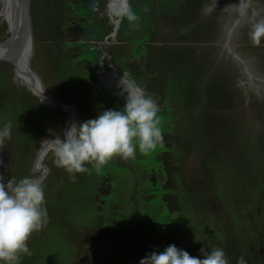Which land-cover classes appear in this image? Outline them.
I'll return each instance as SVG.
<instances>
[{
  "label": "rangeland",
  "instance_id": "rangeland-1",
  "mask_svg": "<svg viewBox=\"0 0 264 264\" xmlns=\"http://www.w3.org/2000/svg\"><path fill=\"white\" fill-rule=\"evenodd\" d=\"M48 1H29L32 31L30 68L58 103L73 105L76 109V123L86 120L81 112L82 101L74 93L66 91L75 90L78 64L58 60L54 48L62 43L64 36L72 37L74 33L66 32L69 28H56L54 24L55 21L62 22V25L66 22L67 6L61 2L54 10V1ZM129 2L136 12L144 0ZM235 3L236 0H190L183 8H188L191 17L188 19L193 24L173 27L163 20L154 31V37H149L151 40L159 39L163 48L168 45L171 47L177 40H183L180 47L187 46L182 59L178 62L174 60L175 65L166 73L159 70V76L168 78L164 82L170 81L172 87H165L163 93H160L162 83L155 87L157 99L163 102L162 110L167 108L166 103L169 106L178 105L176 113L179 114L174 119L180 121V117L183 118L176 128L177 134H180L178 138L183 139V145H180V152L173 151L174 171L179 173V177L173 175L177 186L175 194L171 196L176 210L168 211L161 197L143 204L145 201L137 193V206L132 205V178L127 167L117 166L114 161L100 168L89 164V171L77 173L76 180L72 181L63 168L56 166V150L49 148L40 162L45 170L34 168L40 143L54 131L55 125L50 124L37 134L32 127L39 125L40 119L36 115L39 113L36 112L33 119L25 120L29 113L23 114L20 108L9 112L20 125H26L30 131L21 134L20 139H14L12 134L7 137L8 143L3 142L4 147L0 146V160L4 161L5 170L13 180L31 176L42 182L48 212L46 223L30 236L28 246L31 255H23L21 264H120L125 257L122 254H128L132 247L133 243L128 245V240L135 237L136 242L142 240L150 243L154 229L147 221H150L149 214H154L155 209L162 210L154 215V219L163 220L165 225H169L172 244L188 251L190 255L193 241L200 242L206 251L218 247L209 246L212 240L220 239L221 232L216 230L217 221L207 210L218 218L223 216L220 223L226 220L228 226L229 221V238L240 251L256 241L257 232L264 229V40L260 45H254L249 32L254 22L264 19V0H250L253 3L251 7L237 15L233 10ZM209 5L213 10L205 14L203 8ZM219 7H223L222 13ZM95 17H99L94 18V24L98 25L101 32L102 23L108 31L111 30L108 0H102V6ZM209 21L212 23L208 24ZM132 24L127 25L118 36V45L129 37V33L134 32ZM104 38L106 43L101 45L112 44L116 34L110 37L106 33ZM79 45L84 48V43L79 42ZM120 53V57H124V48ZM169 56L174 58V53L170 52ZM79 58L82 59L81 55ZM171 58L167 57L169 64ZM173 67H183L187 82L173 79ZM0 81L11 96L16 97L15 89L26 92L30 100L44 103L48 111L56 110L62 121L66 117L67 112L40 101L17 77L13 66L4 60H0ZM175 93L183 95L187 110L185 106L182 108L173 101L177 97ZM169 115V111L165 110L160 117V123L166 124L163 140L167 141L175 136H172L173 124L170 123L172 117ZM61 130L56 136L63 138V126ZM163 150L167 151V148L162 143L147 154L137 150V154L145 157L131 159V162L137 172L144 166L160 170L161 162L155 156ZM119 160L121 162L120 158L116 161ZM104 171L111 175L109 184L115 196H96L97 183L101 191L107 189L104 180L99 181ZM180 179L187 184L182 186ZM194 195L203 200L202 208ZM111 203L121 205L120 213L117 211L120 217H117ZM256 207L261 209L260 216ZM137 218L147 221L143 224ZM136 246L131 251L133 255H137V249L141 248ZM229 248L226 244L222 249L226 252Z\"/></svg>",
  "mask_w": 264,
  "mask_h": 264
},
{
  "label": "flooded vegetation",
  "instance_id": "flooded-vegetation-1",
  "mask_svg": "<svg viewBox=\"0 0 264 264\" xmlns=\"http://www.w3.org/2000/svg\"><path fill=\"white\" fill-rule=\"evenodd\" d=\"M53 1L54 10L58 4H60L61 2L63 3L64 1L67 6L65 15L66 22H63L62 25V22L59 21L56 23L55 21L54 24L56 28L59 27V29L61 30H66L69 28L68 30H66V32L72 31V33L74 34L72 37L64 36L62 38V43H59L58 47L54 46V48L55 52L58 54L57 59L60 61L70 63L71 59H77L76 64H78L79 72L75 81L76 91L67 90L66 92H71V94L74 93L77 97H79V99H81V112L86 120L96 118L98 114L105 108L121 110L120 104L126 103L127 95L131 91H133L134 88H142L145 90L147 95L153 96L158 102L160 114H163L165 110L169 111V116L172 117L170 123L173 124L172 136H174V134L175 136L169 141L165 139L166 141L162 140L160 142L164 145L165 148H167V151H160L156 153L155 156L156 160L161 162L162 166L160 170H156V168L154 167L146 168V166H144L143 169H140L139 172H137V168H134L131 159H127L126 161L124 159H121V162L123 163H121L120 160L116 161L118 158H113L111 161H114L117 166L124 168L127 167L128 169V172L132 178L130 187L133 194V198L131 201L132 205L137 206L135 202V193H137L139 198H142V200L145 201L143 202V204L147 203L150 200H156L161 197L163 201L162 204L168 211H171L172 209L176 210L171 196L175 194L177 186L176 181H173V175L176 174L177 177H179V173L174 171L175 166L173 163L175 161V157L173 151L176 150V152H180V145H183V139L178 138L180 134H177L176 132V128L178 127V124L183 121V118L180 117V121L179 119H174V117L179 113H176L177 109L171 108L168 103H166L167 108L165 110H162L164 108V106H162L163 102L157 99V93L155 91L157 89H155V87L159 86L160 83L163 84L160 89V93H163L165 91V87H172V83L170 81H167L166 83L164 82V80L168 78L159 76V70H161V72H165V70H168L170 68V64L168 63L167 59V57L171 58L169 56V51L174 47V45L179 46V43L175 42L170 45L171 47H168V45L163 48L162 43L159 41V39L151 40L149 37H154V31L158 29L159 24H162L164 22L163 20H166V22L170 26H178V24L174 22L175 15H173L172 12L173 10L175 11L176 9H178V7L183 8L182 2L176 1L173 3V0H144L143 3H145L146 6L140 7L142 3H140V5L138 6L143 11L142 13L140 12V15L138 16V19L141 23L139 24L137 22H133L131 27L134 32L129 33V37L123 43H121V45H118L117 38L124 31L121 25L123 26L124 20L126 18L118 15L120 0H108V16L111 19L110 22L112 23V26L111 30L108 31L107 34H110V37H113L116 34V38L114 39L115 41H113L114 43L112 44L101 45L102 43H106L104 38V35L106 33L101 34V30L98 28V26L95 27L93 24L94 18H99L95 17V15L98 13L99 8H101L102 6V0H52L51 2H49L52 3ZM86 6L92 7V10L86 9ZM115 17L117 18L115 19ZM115 21H118L116 29H114ZM84 28L87 29L82 33L81 31ZM106 39L109 38L106 37ZM167 39L169 38L167 37ZM79 42L84 43V48L79 45ZM134 46L135 48H133ZM138 46L141 47L142 50H140ZM122 48H124L125 51L124 57H120V51ZM155 48L157 50H153ZM130 52H134L135 54H131ZM79 55H81L82 59L79 58ZM137 55H139V57H136ZM133 57H136L135 60H133ZM168 65L169 67H167ZM98 71L100 73H97ZM99 75H107V77L111 76L112 78H116L119 81H115L114 83H112L111 87H106L102 84ZM105 79H107L106 76ZM122 79L133 87H131L132 90L131 88L127 89L120 84L122 82ZM40 101L42 100L40 99ZM45 103L48 104L47 102ZM59 104L63 106L57 105L54 106V108L60 111L67 112V115L63 121L61 120V117L60 115H58L56 110L55 112H50L46 109V105L44 103H40L41 111L44 110L45 112L52 113L50 124L55 125L54 131L47 137L45 136L42 142L47 140L58 141L62 137L56 135L62 131V126L64 127L63 133H65L67 129H69L67 120L68 115L71 114V112L70 108L68 107H71L74 110L72 113V125L74 124L76 109L70 103L59 102ZM160 125L161 128H163L162 133H164V126L166 124L160 123ZM0 146L4 147V144L2 143L0 144ZM56 147L57 143L53 144L51 148L53 150H56ZM143 156L145 157V155L136 154L135 158ZM3 162L4 161L0 160V174L4 176L5 180H8L10 179L11 175L6 172ZM41 169L45 170V166H42ZM11 179L13 178L11 177ZM103 180V183H106L107 185V189L101 191L98 187L99 183H97L98 185L96 184V196H115L113 195L114 189L109 184L111 175L108 173V171H104V173L101 174V178L99 181ZM144 183H146L147 185H144ZM180 183L182 186L187 184L182 180L180 181ZM195 198L198 199V202L202 208L204 206L203 200H200V197ZM119 206L117 204H112V207L115 209L114 211L116 214L117 211H119L120 213L122 209L121 205ZM118 207L119 209H117ZM156 210L158 209L154 210V214H149L151 216V218L149 219L150 221L146 220L147 224H152L151 227H153L154 229L153 237L151 240H149L150 243L142 240H138V242H136L135 237H133L131 241L128 240V245H131L130 243L133 244L131 245L132 247L129 250L128 254H122L125 257L122 256L123 260H119V262L121 261L120 264H138L141 257H144L148 253L147 250H149V247H151V251H163L169 244H172V236L170 234L169 225H165L163 220L154 219V215L156 216L162 211ZM221 210H223V208ZM256 210L257 212H259L260 216L261 209L256 207ZM206 212L209 213L212 218L217 221V225L215 226V228L217 231L221 232L219 237L220 239L212 240L209 243L210 247L216 245L223 248L224 245H229L230 248L225 253L229 258L230 264H237V260L241 255L245 257V259L247 260V264H264V229H260L257 232L256 241L254 243H247L248 246H245V250L240 251L229 238V221L227 220V226L225 224L226 220L221 223L219 222L221 219H224L223 216H220L218 218L209 210H207ZM117 217H120V215L117 214ZM136 220L141 221L143 224L146 222L139 218H137ZM135 243H137V246L135 245ZM151 243L152 246L150 245ZM128 245H126V247H128ZM133 246H141V251L137 249L139 251L137 255L135 253L134 255L133 253H131V251L133 252ZM201 248L204 247L201 246L200 242L193 241L190 246L191 254L194 257L202 258V253L200 251ZM196 250L198 251L197 253Z\"/></svg>",
  "mask_w": 264,
  "mask_h": 264
},
{
  "label": "clouds",
  "instance_id": "clouds-1",
  "mask_svg": "<svg viewBox=\"0 0 264 264\" xmlns=\"http://www.w3.org/2000/svg\"><path fill=\"white\" fill-rule=\"evenodd\" d=\"M212 6L203 11L209 14ZM119 14L128 21L138 19L129 0H120ZM249 38L254 45L264 40V19L251 25ZM157 100L136 88L126 97L122 110L105 109L96 118L74 123L57 141L55 163L63 168L72 181L77 173L89 171L113 158L134 159L139 152L147 154L163 140L158 116ZM11 135V123L0 128V144ZM45 189L41 181L25 176L16 181L5 180L0 174V264H21L23 255H31L28 240L47 221ZM202 258L169 244L163 251L153 250L140 259L139 264H230L225 251L215 247L200 249ZM237 264H247L241 255Z\"/></svg>",
  "mask_w": 264,
  "mask_h": 264
},
{
  "label": "water",
  "instance_id": "water-1",
  "mask_svg": "<svg viewBox=\"0 0 264 264\" xmlns=\"http://www.w3.org/2000/svg\"><path fill=\"white\" fill-rule=\"evenodd\" d=\"M29 1L30 0H1L0 1V21H4L6 26V37L0 41V60H4L10 63L17 77L23 81L25 85L33 94L39 97L42 101L47 102L53 106H63L59 104L46 89L42 86L39 77L30 68V57L32 51V31L31 21L29 15ZM88 10H92V7H85ZM120 17V16H119ZM118 21H115V27L117 28ZM87 28H84L81 32H85ZM226 46V45H225ZM97 73H100L99 71ZM101 82L106 87H111L112 82L105 79V75H99ZM122 82H126L122 79ZM127 89L132 86L126 82ZM133 88V87H132ZM131 88V90H132ZM136 88H134L135 90ZM117 92V91H116ZM125 103L120 104V108L123 109ZM70 108L71 114L68 115L67 125L72 126L73 122V108ZM57 143L56 140H47L41 143L38 153L35 158V168H42L40 162L46 151ZM39 180L38 178H36Z\"/></svg>",
  "mask_w": 264,
  "mask_h": 264
},
{
  "label": "trees",
  "instance_id": "trees-1",
  "mask_svg": "<svg viewBox=\"0 0 264 264\" xmlns=\"http://www.w3.org/2000/svg\"><path fill=\"white\" fill-rule=\"evenodd\" d=\"M49 1L51 2L52 0H49ZM49 1H48V3H50ZM176 1H180V2H182L183 5H185L190 0H173V3L176 2ZM194 1H196V0H194ZM63 3H64V5H66L65 1ZM142 6H146L145 3H142L140 5V7H142ZM140 7H138L136 12H135L137 17L140 15V12L141 13L143 12ZM222 8L223 7H219V10H220L221 13H222V11H221ZM172 13H173V15H175V19H174L175 23L181 24V25H185V24L191 25V24H193L188 19V17H190V15L188 13V8L185 9V8L178 7V9H176L175 11L173 10ZM218 15L219 14H216V16H218ZM133 22H137L139 24L141 23L139 21V19H137L136 21H133ZM130 23H131L130 21L125 19L123 26L121 25L122 29H125V27L127 25H129ZM207 23L209 24V23H212V22L209 21ZM93 25L95 27L98 26L96 24H93ZM103 30H104V33H107L108 28L106 29L104 27V25L102 24V32H103ZM5 31H6V26H5L4 21H2L0 23V41L3 40L6 37V32ZM102 32H101V34H102ZM182 41H177V42L179 44H181V43H183ZM186 48H187V46L180 47V46H175L174 45V47L172 49H170L169 53L171 51L174 53V58H171L172 62L170 63V67L175 65L174 64V60H176V62H178V60L181 58V56L186 51ZM71 60H72L71 62L76 63L74 61H76L77 59H71ZM167 67H169V65ZM182 68L183 67L174 68V70H175L174 74L175 75H174L173 79L177 80L178 82H180V81H186L187 82L188 78H187L186 74H183ZM168 70H165L164 73H166ZM174 85H176V84H174ZM15 91L17 92L16 97L11 96V94L6 90L4 85L2 86V83L0 81V128H2L5 124L10 122L11 123V128H12V130H11L12 133L11 134H12V136H14V139H20V135L21 134H27L28 131H30L27 128V126L24 125V124L20 125L17 122V120L14 119V117H12L10 115V113H9V112H15L16 109L20 108V110L22 111L23 114L24 113H29V115L25 118V120L26 119H30L31 117L33 119L35 117V113L36 112L39 113V114H36V115L39 116V119H40L39 125L37 127H32V128L35 131L38 132L37 134H40L46 127L50 126L52 113L45 112L44 110L41 111L40 110V108H41L40 103H37L36 100H34V101L30 100L28 93L22 92L20 90L18 91V89H15ZM175 94H176L177 97H176V99H173V101H176L177 103H179V106H181L183 108L185 106L184 102H183L184 100H182V99H184L183 95L181 94V96H179L177 93H175ZM222 97H224V96H221V98ZM221 98L219 97L220 100H221ZM170 107L173 108V109H177L178 105L177 106H170ZM4 112H7V113L5 114ZM158 116L160 118V117L163 116V114H160V112H159ZM161 119H163V118H161ZM34 139H35V137H34ZM6 141H7V143L9 141L7 139V137L4 139L3 142H6ZM9 145H10V143L6 146V148ZM10 179H11V177H10Z\"/></svg>",
  "mask_w": 264,
  "mask_h": 264
},
{
  "label": "bare ground",
  "instance_id": "bare-ground-1",
  "mask_svg": "<svg viewBox=\"0 0 264 264\" xmlns=\"http://www.w3.org/2000/svg\"><path fill=\"white\" fill-rule=\"evenodd\" d=\"M253 4V3H252ZM251 3H250V0H236V3L234 4V9L233 10H235V12H236V15L237 14H239V13H242V12H244L248 7H251V5H252ZM119 6H120V4H119ZM120 8V7H119ZM232 8V7H231ZM253 9V8H252ZM118 15H120L119 13H118ZM243 17V16H242ZM243 22V21H242ZM230 23V22H229ZM230 25V24H229ZM226 27H228V26H226ZM232 31H234V29H232ZM230 32V31H229ZM228 38V37H227ZM224 42V41H223ZM224 44V43H223ZM106 76V78H107V80H109L110 82H112V83H114L115 81H119L118 79H116V78H112L111 76H108L107 77V75H105ZM121 85H123V87H126L127 86V84H126V82H121L120 83ZM52 97V96H51ZM71 127V126H70ZM68 130V129H67Z\"/></svg>",
  "mask_w": 264,
  "mask_h": 264
}]
</instances>
